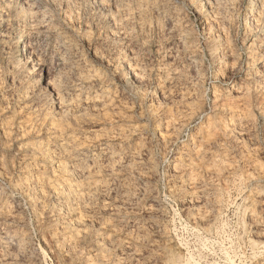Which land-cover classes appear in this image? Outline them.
<instances>
[{"label": "rangeland", "instance_id": "obj_1", "mask_svg": "<svg viewBox=\"0 0 264 264\" xmlns=\"http://www.w3.org/2000/svg\"><path fill=\"white\" fill-rule=\"evenodd\" d=\"M258 7L251 0H0V264H64L62 253L83 264L96 241L109 264H254L252 244L264 246ZM254 56L262 73L245 81ZM52 84L71 107L58 109ZM180 93L195 110L173 130L167 123ZM75 104L83 105L76 111ZM232 112L241 124L225 134ZM207 142L217 149L198 159L194 152ZM68 145L91 176L58 169L50 156L69 165ZM108 160L112 173L97 170ZM190 177L206 199L189 197L190 186L177 192ZM53 179L75 193L79 182L102 186V195L84 196L86 208L72 202L89 242L62 245L61 234L69 235L61 223L73 217L63 208L56 222L62 200L52 195ZM197 214L210 217L199 222ZM257 256L263 263L264 253Z\"/></svg>", "mask_w": 264, "mask_h": 264}, {"label": "bare ground", "instance_id": "obj_2", "mask_svg": "<svg viewBox=\"0 0 264 264\" xmlns=\"http://www.w3.org/2000/svg\"><path fill=\"white\" fill-rule=\"evenodd\" d=\"M197 2V0H191V3H196ZM236 2V1H235ZM251 2H253L254 3V6L256 5V4H259V10H257V8H256V16H255V20L257 21V22H264V21H262L263 19H264V0H251ZM222 10V9H221ZM256 22V23H257ZM20 39V38H19ZM21 39H22V37H21ZM254 43L255 42H253L251 45L252 46H254ZM250 45V46H251ZM184 48V47H183ZM24 49H27V51L25 50V52H26V54H27V56H28V60H29V62H34V59L31 57V54L30 53H28V49H29V43L24 47ZM184 49H187V48H184ZM23 50V49H22ZM30 52V51H29ZM33 55V54H32ZM189 55V54H188ZM252 54H250V56H251ZM253 56V55H252ZM263 57V56H262ZM260 58V57H259ZM263 59V58H262ZM259 59H258V57H252V58H250V61H249V63H248V65H247V67H246V71H247V73H246V76H245V81L246 80H248V81H257V79L258 78H260V76H259V73H260V71L258 70V68L256 67L257 65H259L260 63H261V61H258ZM36 61V60H35ZM190 63H192L193 65L195 64V61L193 60V59H190V60H188ZM257 61H258V63H257ZM30 63V64H31ZM41 64H39V67L41 68V70L40 71H43L44 70V68L42 67V66H40ZM188 65V64H187ZM190 65V64H189ZM36 66V65H35ZM37 66H38V64H37ZM36 66V67H37ZM32 68L34 69V66L32 65ZM39 68V69H40ZM262 70V69H261ZM179 72V71H178ZM187 72V71H186ZM190 73V72H189ZM262 73V72H261ZM261 73H260V75H261ZM175 76V75H174ZM79 77V76H78ZM167 78V77H166ZM176 78V77H175ZM187 78V77H186ZM132 79H133V81H134V83H140V79H141V77L139 76V74H133V77H132ZM263 79V78H262ZM177 80V79H176ZM175 80V81H176ZM262 81V80H261ZM169 82V81H168ZM175 83V82H174ZM50 85H51V83H49ZM49 84H47L48 86H49ZM139 85H141V84H139ZM161 85V84H160ZM167 85H169L170 86V84L168 83ZM166 84H165V86H167ZM52 86H53V90H55L54 91V93L56 94L55 96H56V98L54 99V102H56L59 106H58V109H67V108H69V107H71V104L70 103H72L71 101L69 102L68 100H66V99H64L63 97H61L60 96V91H59V86H57L56 84H52ZM57 86V87H56ZM178 86H179V84H178ZM163 87V86H162ZM51 91H52V89H51ZM164 91V90H163ZM165 91H166V89H165ZM184 92V91H183ZM187 92V91H186ZM52 94V93H51ZM179 95V100L176 102V105H175V107H174V110H171V112H170V115H169V118L168 119H170L169 121H168V123H167V126L168 127H171L173 130H176V128L178 129L180 126H182V124H183V122H185V119L186 118H189V117H191V115H193L194 114V110H195V107H190V108H188V106L191 104V103H189L190 102V97L188 96L189 94H187V93H180V94H178ZM50 97V96H49ZM105 97V96H104ZM103 97V98H104ZM192 98V97H191ZM107 99V98H106ZM193 99H195V98H193ZM51 101V100H50ZM91 101H93L92 103V105L93 106H97L98 104H97V100H95V98H93V100H91ZM109 100H107V102H108ZM170 101V100H169ZM192 101V100H191ZM53 102V103H54ZM81 102V101H80ZM90 102V101H89ZM99 105L101 104V102L103 103L104 102V100H99ZM106 102V101H105ZM175 104V103H174ZM74 105V104H73ZM83 105V104H82ZM82 105H80V104H75V106H73V108H75L76 109V111H79V108H81V106ZM107 105V104H106ZM172 105V104H171ZM56 106V105H55ZM173 106V105H172ZM188 108L187 110L189 111L188 113L186 112H184V113H182V114H178V115H180V117H178L177 115H175V113L176 112H179V109H181V108ZM50 108V110H51V107H49ZM250 108V107H249ZM53 109V108H52ZM244 109V108H243ZM52 111H54V110H52ZM56 111V110H55ZM170 111V110H169ZM181 111V110H180ZM183 111V110H182ZM185 111V110H184ZM235 111V110H234ZM64 112V111H63ZM62 111H61V113H63ZM241 112V111H240ZM232 115L230 116V118H229V120H228V122L227 123H225L224 125H223V131L225 132V134H231L233 131H234V129L235 128H237L238 126L240 127V124H241V120H240V118L238 117V115L236 114V113H234V112H232L231 113ZM63 116L65 115V112L62 114ZM61 115V116H62ZM242 115V114H241ZM189 121V120H188ZM166 123H165V125H166ZM241 130V129H240ZM167 131V130H166ZM181 134V133H180ZM209 134V133H208ZM235 140V139H234ZM166 141V140H165ZM164 141V143L165 144H167L168 142L166 141L165 142ZM216 143V142H215ZM214 142L213 143H208L207 142V144H204V145H199L198 147H197V149H196V151L194 152L195 153V156L198 158V159H201V158H203L202 156H203V154L204 153H206V152H210L211 150H216L217 149V146H216V144H215ZM202 144V143H201ZM38 146H40V143L39 144H37ZM84 146V145H83ZM67 147H69L68 149L69 150H66L65 151V154L63 155V159H65L66 160V163L68 164L69 163V165H66V164H63V163H65V162H62L61 161V157L60 158H58V157H56V155L54 156H50L49 155V153H47V155L48 156H50V157H53V158H57V159H53V160H57L58 161V169L60 170V171H62V172H68L69 170H71V172H74L75 174H78V175H82L83 177L86 175V176H91L92 174H93V172L94 171H92L91 170V168L89 167V165H86V161H85V159L84 158H82L80 155V153H79V150H76V148H75V145L74 146H70V145H68ZM37 149H40V147L39 148H37ZM58 151V150H57ZM50 152V151H49ZM103 152H104V154H106V153H108L109 151H108V148H106V149H103ZM215 152V151H214ZM226 153V152H225ZM250 153V152H249ZM63 154V153H62ZM212 155V154H211ZM49 157V158H50ZM177 158V157H176ZM175 160H177V159H175ZM96 162V161H95ZM188 163V162H187ZM202 163V162H201ZM56 164V163H55ZM93 165H95V164H93ZM92 166V165H91ZM96 167H97V170L98 169H101V171L103 170V172H106V174L107 173H112V171H113V167H114V164L113 163H111L109 160L108 161H106V163H104V165L102 164L101 165V167L98 165H95ZM95 166H92V167H95ZM213 170V169H212ZM96 171V170H95ZM179 172V171H178ZM213 172V171H212ZM114 173V172H113ZM142 173V172H141ZM186 173V172H185ZM177 175V174H176ZM184 175H186V174H184ZM30 176V175H29ZM81 176V177H82ZM190 175H188V177H189ZM53 177V176H52ZM184 177H186V176H184ZM85 178V177H84ZM178 178V177H177ZM24 179V178H23ZM182 179V178H181ZM194 179V178H193ZM26 180V183L28 182H30V179L29 178H26L25 179ZM54 180V179H53ZM178 180V179H177ZM31 181H32V179H31ZM60 181V180H59ZM51 182V181H50ZM60 182H63V181H60ZM27 183V184H28ZM180 185H179V189L177 188V192L180 194L181 192H184L182 189H181V187H185V186H187V187H185V188H188L189 186L191 187L190 188V190H193V192L191 193V191H190V193H188L189 195V197H193V195H196V197H198V198H203V199H206V197H203L204 195H203V192L202 191H200V189L199 190H197L198 188L195 186V184H194V182H193V180L191 179V177L190 178H187L186 180H182V181H180ZM50 185H51V189H52V195H54V198H57L58 200L59 199H61L62 200V203H60L59 201V203L57 204L56 203V206L54 207V209H53V212H54V216L56 217L55 218V220H56V222H60V221H62V216H63V214H62V212H61V210L63 209V208H66V212H67V214H69V216L71 215V217H73V219L71 220V221H67V222H62L61 224L64 226L63 227V230H65L66 232H68L67 234L70 236H67L65 233H64V235H62L61 234V243H62V245H65L67 242L69 243V242H72L73 241V245H76V244H78V243H85V242H89V236H90V234L91 233H89V232H87V228H86V225H85V220H83V218H82V216L81 215H79L78 213L76 214L75 213V206L73 207V205L74 204H72V202H77V204L76 205H78V206H82V207H84V208H86V204L84 205V202H86V200H91L92 198L91 197H93L94 195H100L101 194V187L102 186H97V185H91V184H86L87 185V187H83V185L84 184H82L81 182H79L78 183V188H79V190H77L76 191V193L74 192V191H71V188H69V187H64V186H61V183H59L57 180H54V181H52L51 183H49ZM212 184V183H211ZM29 185V184H28ZM63 185V184H62ZM100 185V184H99ZM106 185H109V184H106ZM26 186V185H25ZM34 187V186H33ZM66 188L67 190H63L64 188ZM107 187V186H106ZM69 188V189H68ZM74 188V187H73ZM77 188V187H76ZM76 188H75V190H76ZM85 189H86V192H85ZM107 189V188H106ZM109 190V189H108ZM84 192H85V194H84ZM103 192V191H102ZM185 193V192H184ZM103 194V193H102ZM101 194V195H102ZM260 194V193H259ZM36 195V194H35ZM44 196V195H43ZM49 196V195H48ZM84 196H86V197H84ZM254 196H256V193H255V195ZM84 198H86V200L84 199ZM256 198H258V196H256ZM208 201V200H207ZM91 202V201H90ZM121 202V201H120ZM205 202H206V200H205ZM89 203V202H88ZM204 203V202H203ZM150 204V203H149ZM7 205V204H6ZM195 205V204H194ZM12 208V206H11V204H9L8 203V205H7V208H5V209H7L6 211H9L10 209ZM88 208V207H87ZM149 208V207H148ZM80 209H81V207H80ZM217 209V208H216ZM12 210V209H11ZM65 210V209H64ZM205 210V209H204ZM84 211H85V209H84ZM148 213L149 214H152V212H153V210L151 209V208H149L148 210ZM242 211V210H241ZM9 213V212H8ZM152 216V215H151ZM210 216H207V215H202V214H197L195 217H194V219L196 220V221H207L208 220V218H209ZM15 219V218H14ZM145 227V226H144ZM139 232V231H138ZM159 234V233H158ZM264 237V236H263ZM4 239H5V237H0V245H5L6 244V241H4ZM7 239V238H6ZM68 239H71V241L70 240H68ZM21 240V239H20ZM59 241V240H58ZM102 241V240H101ZM107 245L106 246H112V242L109 240V238L107 237V238H105L104 240H103ZM60 243V244H61ZM67 243V244H68ZM103 243V242H102ZM156 243V242H155ZM256 243V242H255ZM66 244V245H67ZM59 245V244H58ZM65 245V246H66ZM80 245V244H79ZM89 245V244H88ZM114 245V244H113ZM253 245V247L255 248V250H253V251H255V252H252L253 253V258H255V260H254V264H264V262L263 263H261L259 260H258V257L259 256H257V255H260V254H262V253H264V246H261V247H257V245H255V244H252ZM61 246V245H60ZM90 246H91V252L93 253V256H92V258L91 259H89V260H87L85 263H83V264H109V253H108V251L106 250V248H105V246L103 245V244H101L99 241H96V242H94V243H92V245L90 244ZM64 247V246H63ZM69 247V246H68ZM119 247V246H118ZM62 248V247H61ZM70 248V247H69ZM73 248H74V246H73ZM116 248H117V246H116ZM183 248V247H182ZM124 249V248H123ZM136 249V248H135ZM135 249H128V254L131 256V257H133V258H135V260L136 259H139V254H138V251L137 250H135ZM63 250V249H62ZM71 250H72V248H71ZM233 250V249H232ZM1 251V250H0ZM57 251H59L58 252V254L60 253L61 254V252H60V250H58L57 249ZM141 255V254H140ZM60 257H62L61 259H62V262H64V264H80V262L77 260V257H76V254L75 253H70V254H65V253H62L61 255H60ZM264 259V258H263ZM138 263V262H137ZM230 263V262H229ZM231 264H234L233 263V261H231Z\"/></svg>", "mask_w": 264, "mask_h": 264}]
</instances>
